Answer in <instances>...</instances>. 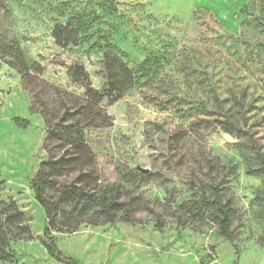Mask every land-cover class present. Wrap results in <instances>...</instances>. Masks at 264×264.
<instances>
[{"label": "rangeland", "instance_id": "1", "mask_svg": "<svg viewBox=\"0 0 264 264\" xmlns=\"http://www.w3.org/2000/svg\"><path fill=\"white\" fill-rule=\"evenodd\" d=\"M5 43L72 92L83 91L69 77L73 65L106 90L114 54L135 76L133 90L107 106L112 125L87 131V140L101 183L121 184L150 209L131 222L55 233L66 255L79 264H264L262 183L246 173L238 139L203 109L216 110V98L228 107L240 97L254 106L250 122L264 116V0H0L2 192L35 234L15 242L16 261L4 264H66L40 241L46 217L29 181L45 158V126L29 109ZM257 136L264 145V123ZM213 188L233 209V242L205 207Z\"/></svg>", "mask_w": 264, "mask_h": 264}, {"label": "trees", "instance_id": "2", "mask_svg": "<svg viewBox=\"0 0 264 264\" xmlns=\"http://www.w3.org/2000/svg\"><path fill=\"white\" fill-rule=\"evenodd\" d=\"M56 39L59 45H65L58 32ZM2 49L13 59L10 65L21 77L23 89L29 97L30 111L39 114L45 126L42 138L45 158L29 181L35 200L46 217L40 241L57 260L79 264V260L66 255L58 247L55 233L74 232L83 223L131 222L138 212L150 209L141 196L126 191L121 184L101 183L96 156L87 140V131L112 125L107 106L133 90L135 76L114 54L106 62L107 88L99 91L91 85L83 67L73 65L69 69L71 82L83 88L81 93H76L43 78L39 68L32 70L19 48L13 51V47L5 43ZM160 89L169 90L166 85ZM153 99L158 100L156 96ZM170 101L168 99L165 103ZM216 102L218 105L214 111L203 106L205 114L210 113L213 116L211 121L238 139L246 173L259 178L262 183L263 190L256 196V201L264 215V145L257 136L264 116L250 122L249 113L254 106L246 105L240 97L228 107L222 105L218 98ZM15 121L22 127L29 124L21 117H16ZM201 121L209 122L206 119ZM4 183L0 173V264L16 261L15 242L35 239L25 211L13 198L3 196ZM205 207L211 210V218L220 234L233 242L236 239L231 227L233 209L217 188H213L212 197L205 201Z\"/></svg>", "mask_w": 264, "mask_h": 264}]
</instances>
